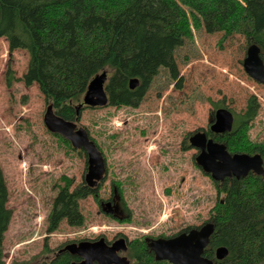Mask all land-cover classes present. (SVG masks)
I'll return each instance as SVG.
<instances>
[{"label": "rangeland", "instance_id": "rangeland-1", "mask_svg": "<svg viewBox=\"0 0 264 264\" xmlns=\"http://www.w3.org/2000/svg\"><path fill=\"white\" fill-rule=\"evenodd\" d=\"M169 1L181 12L173 27L183 39L174 51L179 77L173 80L161 67L137 107L102 106L80 113L77 125L87 130L106 161L97 200L90 195L79 201L85 218L81 227L63 220L56 231H46L62 177L73 184L84 180L87 158L46 128L43 93L36 83L26 86L21 80L27 51L9 52L7 40L0 37V165L12 211L4 234V264H39L72 241L111 239L118 233L128 239L167 237L208 222L223 193L196 165L198 150L188 138L209 130L212 101L239 114L248 97L255 96L257 116L231 134L227 149L264 157V84L243 68L246 36L253 31L246 10L250 0ZM9 64L15 79L7 86ZM116 181L121 199L115 197L112 206L119 211L124 204L130 211L120 218L107 216L98 204ZM126 213L131 220H125Z\"/></svg>", "mask_w": 264, "mask_h": 264}, {"label": "trees", "instance_id": "trees-1", "mask_svg": "<svg viewBox=\"0 0 264 264\" xmlns=\"http://www.w3.org/2000/svg\"><path fill=\"white\" fill-rule=\"evenodd\" d=\"M246 10L253 19V31L245 42L247 46L254 43L261 48L264 63V1H248ZM180 15L179 8L169 0H0V37L7 40L9 52L27 51L23 83H36L58 116L77 122L83 109L97 108L82 106L76 110L88 83L102 71L108 76L106 106L116 108L137 107L161 67L169 71L173 80L179 77L174 51L183 39L173 27ZM135 78L138 85L130 88L129 81ZM14 79L9 64L6 85L10 86ZM177 85L180 87L181 83ZM221 103L211 102L215 109L224 107ZM257 114L256 98L250 95L245 109L234 113L231 132L209 134L227 145L231 134ZM78 152L86 155L82 149ZM62 179L63 186L47 215L48 233L56 231L63 220L70 226L81 227L85 218L79 201L90 195L97 200L99 195L98 188L89 187L84 180L73 184L72 179ZM214 185L223 198L216 201L208 218L215 229L205 256L213 264H264V176L251 172L240 179L214 181ZM119 188L120 183L113 182L112 191ZM7 202L8 189L0 165V264H4V234L12 216ZM193 227L198 226L179 232ZM219 246L229 251L222 260L215 258ZM44 249L50 251L46 244ZM126 255L129 264H172L156 260L141 239L129 243ZM74 260L77 258L68 252L56 251L39 264H71Z\"/></svg>", "mask_w": 264, "mask_h": 264}, {"label": "water", "instance_id": "water-1", "mask_svg": "<svg viewBox=\"0 0 264 264\" xmlns=\"http://www.w3.org/2000/svg\"><path fill=\"white\" fill-rule=\"evenodd\" d=\"M261 48L256 44L247 47L243 59L244 71L253 80L264 84V63L260 56ZM108 80L107 72L96 74L88 83L82 106L102 107L108 103L105 83ZM138 85V80L129 81L130 88ZM209 130L213 134L223 135L229 133L234 125V113L225 107L214 110ZM46 128L68 140L75 149H82L87 157V172L84 181L89 187H97L103 181L106 173V161L102 152L90 138L83 126L76 121L66 120L58 116L52 104H48L43 116ZM189 146L198 150L195 163L203 172L210 175L213 181L223 182L226 178H244L249 173L264 176V159L260 153H231L223 142L208 137L205 131H196L188 138ZM215 229L211 221L204 222L198 227L181 231L170 237L146 238L147 247L153 252L156 260H166L172 264H213V260L205 256V249L210 243L211 235ZM127 250L123 237L110 245L104 237L96 240H80L65 244L58 252L66 251L79 258L71 264H129L127 257L120 256L118 252ZM228 248L219 246L215 249V258L222 260L228 255Z\"/></svg>", "mask_w": 264, "mask_h": 264}, {"label": "flooded vegetation", "instance_id": "flooded-vegetation-1", "mask_svg": "<svg viewBox=\"0 0 264 264\" xmlns=\"http://www.w3.org/2000/svg\"><path fill=\"white\" fill-rule=\"evenodd\" d=\"M206 133H207V135H208V137H211L212 138V136L209 134L211 131L210 130H208V131H205ZM211 134H213L212 132H211ZM213 135H216V134H213ZM217 135H219V134H217ZM182 148H185L186 147V145H184V142H182ZM80 150V149H79ZM85 152V151H84ZM86 154V153H85ZM262 155V154H261ZM263 157V156H262ZM87 158V157H86ZM263 159H264V157H263ZM121 194L119 193V191H116V192H109V195H108V197H106V199L103 201V198L99 201V203H100V205H99V207L101 208V210L102 211H104V212H106L107 214H108V216H110V217H113V218H120V214H124L125 213V210H126V212H128V213H130V211L129 210H127L126 209V207H124V204H123V207H122V209L121 210H119V211H117V210H115V207H113L112 205H113V203L115 202V197H118L119 199H121ZM126 216H127V213H126ZM128 217V216H127ZM143 235H141L140 237H138V238H131V239H128V237L126 236V234H121V233H118V234H116L115 236H113V238H111V239H106L105 237H104V239H105V241L110 245L112 242H114L115 240H117V239H119V238H121V237H123L124 239H125V241H126V245H127V250L125 251V252H122V251H120V252H118V254L120 255V256H125V257H127L126 256V253H127V251H128V247H129V243L132 241V240H135V239H141V240H144V242L146 243V245H147V242L145 241V239L146 238H157V237H152V236H147V235H144L143 237H142ZM158 237H163V236H158ZM168 237H170V236H168ZM83 240H96V239H83ZM78 241H80V240H78ZM72 242H77V241H72ZM61 249V248H60ZM149 249V248H148ZM73 256V255H72ZM75 258H77L76 256H74ZM77 260H79V258H77ZM77 260H74V261H77Z\"/></svg>", "mask_w": 264, "mask_h": 264}]
</instances>
